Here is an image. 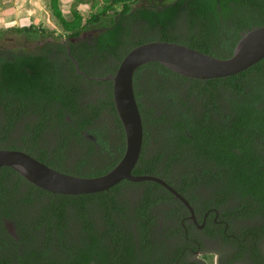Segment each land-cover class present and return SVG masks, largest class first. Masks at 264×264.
Segmentation results:
<instances>
[{"label": "trees", "instance_id": "1", "mask_svg": "<svg viewBox=\"0 0 264 264\" xmlns=\"http://www.w3.org/2000/svg\"><path fill=\"white\" fill-rule=\"evenodd\" d=\"M140 1L97 0L89 18L74 7L69 20L60 0H50L66 34L36 52L0 50V149L69 174L102 175L125 152L108 77L129 51L169 41L228 58L247 31L264 26V0ZM104 17L105 28L79 38ZM15 31L48 34L35 25ZM134 88L144 140L133 173L166 180L200 223L210 211L205 228L187 223L190 210L155 181L60 194L3 166L0 264H206L191 257L205 237L223 240V264H264V58L208 79L148 62Z\"/></svg>", "mask_w": 264, "mask_h": 264}, {"label": "water", "instance_id": "2", "mask_svg": "<svg viewBox=\"0 0 264 264\" xmlns=\"http://www.w3.org/2000/svg\"><path fill=\"white\" fill-rule=\"evenodd\" d=\"M264 58V26L247 31L228 58L216 57L190 46L169 42L150 41L134 47L121 60L116 73L108 78L113 81V98L126 136L125 152L120 161L108 172L93 176H80L57 170L26 151L0 149V167L9 166L33 184L60 194H87L109 190L122 180L155 181L171 191L190 210L188 199L163 178L152 174H134L139 161L144 126L136 98L134 75L145 63L157 61L186 76L195 78L226 77L241 72Z\"/></svg>", "mask_w": 264, "mask_h": 264}, {"label": "rangeland", "instance_id": "3", "mask_svg": "<svg viewBox=\"0 0 264 264\" xmlns=\"http://www.w3.org/2000/svg\"><path fill=\"white\" fill-rule=\"evenodd\" d=\"M60 0L62 10L67 19H72L73 8L76 7L83 15L84 20L89 18L97 8L104 4V0H98L99 5L93 8L92 5L97 0ZM161 3H168L172 0H154ZM152 0H141L136 5L146 4ZM109 23V17H104L103 21L85 29L84 35L91 36L105 28ZM35 25L36 28H44L48 34H37L29 36L25 33L16 32L17 28ZM66 34L62 24L53 15L50 8V0H0V50L13 51H33L39 50L43 43L55 40L58 34ZM65 38V35H63ZM207 251V254L198 255L203 257L208 264H217L215 256Z\"/></svg>", "mask_w": 264, "mask_h": 264}, {"label": "flooded vegetation", "instance_id": "4", "mask_svg": "<svg viewBox=\"0 0 264 264\" xmlns=\"http://www.w3.org/2000/svg\"><path fill=\"white\" fill-rule=\"evenodd\" d=\"M83 37H85L84 34H82V36H80L79 38H83ZM79 38H77V39H79ZM63 41H65V40H63ZM194 212H195V218L191 217V212H190V214L186 218V220H187L186 222L188 223V222L193 221L198 226V229H200V230L205 228L206 223H207L206 220H207V217H208L210 211H208V212L206 211L204 213V215H203L204 218H202L201 223L199 222V219L201 218V215H199L196 211H194ZM215 212H216L215 221H217V218L219 217V211L216 210ZM217 222H218V224H220L222 222V220L221 221H217ZM184 225H185V223H184ZM8 227L11 229V226H8ZM217 227L219 228V226H217ZM204 243H205L204 246L200 247L191 256L193 260H202L203 262L208 264L207 261L205 260V258L200 257V256L197 257L196 254H198V255L207 254V251L211 250V252H209V253H211V254H213L215 256V258L217 260V264H223V262L224 263L227 262L228 258H227V256L224 253V250H225L226 246H225L223 240H221V238L219 239V238L205 237ZM233 264H239V263L236 262V263H233Z\"/></svg>", "mask_w": 264, "mask_h": 264}]
</instances>
